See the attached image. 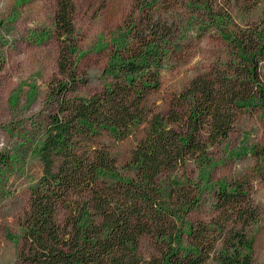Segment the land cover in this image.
Segmentation results:
<instances>
[{
	"label": "trees",
	"instance_id": "16d2710c",
	"mask_svg": "<svg viewBox=\"0 0 264 264\" xmlns=\"http://www.w3.org/2000/svg\"><path fill=\"white\" fill-rule=\"evenodd\" d=\"M160 1L134 0L140 17L131 14L108 44L99 41L110 51L103 72L110 81L87 97L74 94L85 82L75 76L82 53L75 0L55 1L57 68L65 79L50 86L55 112L35 147L41 170L20 221L24 264H252L249 229L259 211L247 185L217 182L216 214L189 222L201 187L173 174L189 160L199 167L209 162L210 147L228 138L240 110L259 108L264 115V9L259 20L227 33L229 13L208 0L186 4L207 16L199 30H217L232 53L193 77L161 113L148 97L182 51L192 18L163 13ZM106 138H135L123 166L129 175L119 171ZM143 235L162 245L157 255H140Z\"/></svg>",
	"mask_w": 264,
	"mask_h": 264
},
{
	"label": "rangeland",
	"instance_id": "374dc122",
	"mask_svg": "<svg viewBox=\"0 0 264 264\" xmlns=\"http://www.w3.org/2000/svg\"><path fill=\"white\" fill-rule=\"evenodd\" d=\"M55 1L0 0V264H24L19 257L20 221L28 207L30 187L41 170L35 147L48 116L55 112L50 86L65 79L57 68L62 48L54 34ZM191 1L195 0L159 2L163 13L171 11L181 20L192 18L182 51L174 57L172 66L162 71L160 88L148 97L147 104L161 113L193 77L209 72L232 53L229 42L217 30H199L198 25L204 26L208 18L201 9L189 10L186 4ZM208 1L214 10L230 14L227 33L259 20L264 9V0ZM75 5L77 45L82 52L75 76L85 82L78 83L74 94L87 97L101 92L104 80L110 81L103 76L110 51L108 45L101 48L99 41L108 44L110 33L129 21L131 14L138 19L140 11L134 0H75ZM104 141L116 156L119 171L129 175L123 166L135 138ZM260 155H264V115L259 108L240 110L228 138L210 147L209 162L199 167L189 160L173 174L201 187L194 190L200 201L187 214L189 222L208 221L216 214L213 202L217 182L237 180L247 185L259 211L249 229L252 264H264V160ZM161 247L155 237L143 235L138 251L148 258L157 255Z\"/></svg>",
	"mask_w": 264,
	"mask_h": 264
}]
</instances>
